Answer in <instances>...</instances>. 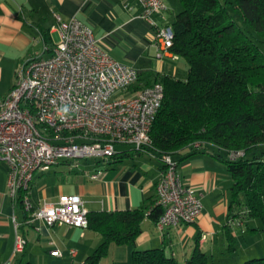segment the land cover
<instances>
[{
	"label": "crops",
	"instance_id": "0c3cea01",
	"mask_svg": "<svg viewBox=\"0 0 264 264\" xmlns=\"http://www.w3.org/2000/svg\"><path fill=\"white\" fill-rule=\"evenodd\" d=\"M164 2L168 11L153 19L158 26L170 24L167 18L175 13L173 7L180 12L178 0L177 5L171 0ZM139 13L137 0H0V97L11 90L16 72L29 59L51 55L59 41L57 17L65 22L76 18L88 27L112 59L137 70L138 85L165 76L180 79L188 70L187 63L180 57L173 59L170 53L162 54L153 24L139 18ZM220 154L228 159L224 152ZM173 158L182 183L202 195L203 208L196 222L167 228L161 233L146 216L135 244H109L107 255L99 264H121L123 259L130 261L134 250L148 249H162L183 264L197 246L214 259L227 249L228 229L236 240V234L245 233L242 227L255 223L246 220L244 226H238L239 230L228 226L233 181L222 160L208 152L189 154L187 150ZM149 159L156 161L153 164ZM113 162L103 169L95 164L94 171L101 170L96 179H91L95 174L76 172L70 175L54 172L51 176H46V171L35 173L30 187L32 206L56 204L64 195L79 196L88 213L132 211L155 203V185L162 168L160 157L153 153L136 154L131 164L123 160ZM69 164L59 163L62 167ZM7 171L6 164L0 162V264H85L86 258L101 245V235L64 225L47 227L38 220L27 223L23 208L9 196ZM15 223L26 244L21 253L13 256ZM256 228L255 231L248 228V232L256 234L259 227ZM52 250H58L60 256L51 255ZM110 256L112 259L108 261Z\"/></svg>",
	"mask_w": 264,
	"mask_h": 264
},
{
	"label": "built area",
	"instance_id": "2783aa9c",
	"mask_svg": "<svg viewBox=\"0 0 264 264\" xmlns=\"http://www.w3.org/2000/svg\"><path fill=\"white\" fill-rule=\"evenodd\" d=\"M139 18L150 21L162 54L170 53L174 33L171 24L158 26L155 16L168 11L164 0H137ZM59 41L51 55L33 57L16 72L11 90L0 97V162L6 164L7 190L27 215L47 227L88 228L87 210L77 195H64L56 204L34 208L30 187L36 172L79 160L107 161L126 146L138 154H150L149 132L164 98L163 86L134 90L135 68L112 59L101 49L92 31L78 19H56ZM45 51L47 49L45 48ZM231 154V158L242 156ZM161 171L155 185V204L161 214L154 223L159 232L193 224L202 211L201 194L182 183L173 155L160 156ZM100 169L102 165L97 162ZM101 170L91 179H96ZM15 221V219H13ZM231 226H236L233 221ZM13 256L26 240L15 223ZM201 240L205 237L202 236ZM59 257L58 250L50 251Z\"/></svg>",
	"mask_w": 264,
	"mask_h": 264
},
{
	"label": "trees",
	"instance_id": "16d2710c",
	"mask_svg": "<svg viewBox=\"0 0 264 264\" xmlns=\"http://www.w3.org/2000/svg\"><path fill=\"white\" fill-rule=\"evenodd\" d=\"M178 1L181 10L171 24L174 39L170 52L185 60L187 77L165 76L133 87L139 90L160 83L164 90L149 132L148 151L158 157L186 150L189 154L208 152L222 160L233 181L230 222L238 227L246 220H258V231L264 233V0H225V5L220 0ZM221 152L228 159L222 158ZM237 152L243 155L230 157ZM128 156L124 151L111 160L117 163ZM154 204L132 211L87 213V229L99 233L103 241L85 264H99L111 243L134 245L144 218L155 223L161 214L158 207L151 209ZM226 234V250L232 253L235 240L229 229ZM130 263L180 264L162 249L134 250ZM183 264L214 263L197 246ZM242 264H264V257Z\"/></svg>",
	"mask_w": 264,
	"mask_h": 264
},
{
	"label": "rangeland",
	"instance_id": "374dc122",
	"mask_svg": "<svg viewBox=\"0 0 264 264\" xmlns=\"http://www.w3.org/2000/svg\"><path fill=\"white\" fill-rule=\"evenodd\" d=\"M175 1L176 5H177V0H171V2ZM221 3L223 5H225V0H220ZM228 1H232V0H228ZM178 8V7H177ZM179 9L181 10V7L179 6ZM174 10V14L172 13V16L170 18H167L168 22H170V24H172L173 20H174V16L177 14L176 8L173 7ZM231 16L233 17V19L236 21V23L241 26V23L238 19V17L232 12L230 11ZM242 27V26H241ZM250 34L253 33V31L249 30ZM264 51V48H263ZM43 57H46V55H43ZM187 72H184L180 75V79H185L187 77ZM116 151L117 152H127L128 154H130L131 156H128L126 158L123 159L124 163L127 164H131L133 162V160L135 159V152H133L131 150V148L126 147V146H116ZM133 156V157H132ZM132 158V159H130ZM112 160L109 159L107 161H102L97 160V159H83V160H79L77 162V164L75 163H70L68 166H60V165H56L52 168H48L46 170V176H51L53 175L54 172H62V174L64 175H70V174H74V172L76 173H83V174H96L97 171H94L93 167L94 165L99 162L103 167H106ZM148 161H150L151 163L154 164V162L156 160L154 159H149ZM146 163V162H145ZM145 165H147L148 167H152L150 163H146ZM38 172H36L37 174ZM255 222V221H254ZM230 224V223H229ZM261 223L256 220L255 223H249L248 225H246L245 227H242V229L244 230L245 233L242 234H236L238 237L235 240V251L232 253H228L227 250L224 251L223 255L219 254L216 255L213 259V263L214 264H242L244 261L250 260L251 258H262L264 257V233L259 231L256 232V234H250V232H248V228H256V227H260ZM231 226V224H230ZM236 228V230H239L238 227H234ZM112 256H110L108 258V261H111ZM121 264H130V261H125L123 259Z\"/></svg>",
	"mask_w": 264,
	"mask_h": 264
}]
</instances>
